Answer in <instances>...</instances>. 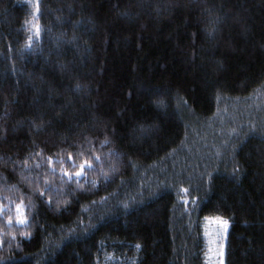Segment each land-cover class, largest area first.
<instances>
[{
  "label": "trees",
  "instance_id": "obj_1",
  "mask_svg": "<svg viewBox=\"0 0 264 264\" xmlns=\"http://www.w3.org/2000/svg\"><path fill=\"white\" fill-rule=\"evenodd\" d=\"M207 217L264 264V0H0V264H205Z\"/></svg>",
  "mask_w": 264,
  "mask_h": 264
},
{
  "label": "rangeland",
  "instance_id": "obj_2",
  "mask_svg": "<svg viewBox=\"0 0 264 264\" xmlns=\"http://www.w3.org/2000/svg\"><path fill=\"white\" fill-rule=\"evenodd\" d=\"M227 227L228 223L225 219L204 218L202 235L205 264H223Z\"/></svg>",
  "mask_w": 264,
  "mask_h": 264
}]
</instances>
